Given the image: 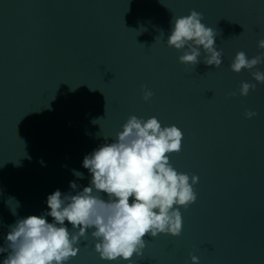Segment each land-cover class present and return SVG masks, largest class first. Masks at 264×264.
Instances as JSON below:
<instances>
[{
    "label": "water",
    "instance_id": "95a60500",
    "mask_svg": "<svg viewBox=\"0 0 264 264\" xmlns=\"http://www.w3.org/2000/svg\"><path fill=\"white\" fill-rule=\"evenodd\" d=\"M191 10L218 32L219 67L203 50L182 64L167 45L174 18ZM261 39L264 0H0V247L10 225L49 210L54 191L89 186L83 158L131 115L155 116L183 132L171 165L199 177L181 235H148L142 256L108 262L89 232L68 264H264V84L230 68L237 52L264 53ZM242 82L255 90L241 96Z\"/></svg>",
    "mask_w": 264,
    "mask_h": 264
},
{
    "label": "clouds",
    "instance_id": "9594fccd",
    "mask_svg": "<svg viewBox=\"0 0 264 264\" xmlns=\"http://www.w3.org/2000/svg\"><path fill=\"white\" fill-rule=\"evenodd\" d=\"M202 20L203 14L195 10L175 17L167 45L183 50L179 56L182 64L197 65L203 50V63L219 67L222 50L216 47L218 32ZM258 48L264 49V39L258 41ZM260 64H264V53L249 59L240 51L230 68L235 73L249 70L257 83L264 84V72L252 71ZM141 87L147 102L153 92ZM255 88L256 84L242 82L239 94L247 96ZM256 115L254 111L245 113L249 119ZM182 139V130L174 124L162 126L155 116L145 120L131 115L115 141L102 144L83 158L82 166L91 174L89 186L74 195L56 190L47 197L46 213L20 218L9 226L5 246L0 247V253H7L2 264H68L78 255L81 239H86L89 232L97 241L99 258L108 262L142 256L148 235L180 236V208L195 203L193 186L199 182L196 175L178 172L170 163L169 154L181 150ZM74 175L84 177L75 170ZM77 187L70 182L71 189ZM15 202L17 209L19 202ZM10 211L17 214L16 210ZM191 260L199 264L198 257L193 255Z\"/></svg>",
    "mask_w": 264,
    "mask_h": 264
}]
</instances>
